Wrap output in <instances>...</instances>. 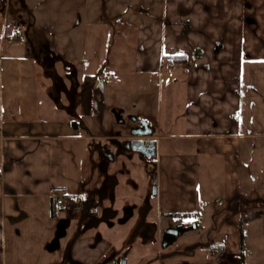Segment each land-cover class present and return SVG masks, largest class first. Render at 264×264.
<instances>
[{
	"label": "crops",
	"instance_id": "1",
	"mask_svg": "<svg viewBox=\"0 0 264 264\" xmlns=\"http://www.w3.org/2000/svg\"><path fill=\"white\" fill-rule=\"evenodd\" d=\"M12 1L0 0V53L4 37L26 26L29 19L24 14L29 12L33 19L28 0H21L22 9L11 15ZM139 41L137 67L141 71H156L161 65L169 70L183 67L188 71L185 138L196 142L195 153H158L152 165L158 172V193L150 202L146 222L162 224L165 217L186 219L211 210L213 196L207 197V191L200 190L198 157L201 154L218 155L225 160L227 178H231L225 190L228 212L241 217L243 222L260 217L263 213L258 207L252 211L243 207L240 154L243 151L244 158L249 149L248 144L242 150L241 141L248 143L250 138L264 136V0H164L157 18L140 25ZM36 58L40 63L41 59ZM46 91L56 99L53 89ZM0 99L3 101L1 86ZM41 107L34 106V114L29 116L33 120L24 117L26 121L6 119L3 108L0 111V264L19 259L22 252L19 242L27 232L35 238L34 248L53 226L55 231L56 222L59 233L63 232L62 214L84 220L94 207L93 212L99 214L93 192L78 197L84 204L83 212L57 207L56 198L60 196L78 201L60 193L82 188L81 175L71 171L72 156L77 155L75 143L89 145L91 139L84 133L86 127L77 121L78 115H69L68 108H54L57 116L64 119L48 125L41 118L44 111ZM88 128L92 130L93 126ZM176 137L155 132L152 138L157 141V152L162 139ZM90 154L95 155L92 149ZM93 158L89 157L92 164ZM101 163L109 167L108 162ZM109 178L113 180L111 186H115L117 180ZM146 184H134L133 191L140 194L134 205H124V199L131 198L126 190L125 194L115 195L113 205L102 207L103 212L114 214L109 223L104 222L101 225L105 227L99 228L91 220L86 228L93 226L99 232L77 239L70 246L68 243L65 255L57 264H113L104 259L120 249L123 238L131 230V225L127 228L126 224L125 227L119 224V228L114 221L121 218H118L120 212L126 208L139 210L143 206L142 198L151 187ZM116 196L120 200L119 208H114ZM92 197L96 199L93 209L90 208ZM241 249L233 252L226 244L211 250L212 261L185 260L179 264H264L263 247L245 243ZM222 250L225 257L219 261L216 256Z\"/></svg>",
	"mask_w": 264,
	"mask_h": 264
},
{
	"label": "rangeland",
	"instance_id": "2",
	"mask_svg": "<svg viewBox=\"0 0 264 264\" xmlns=\"http://www.w3.org/2000/svg\"><path fill=\"white\" fill-rule=\"evenodd\" d=\"M28 3L33 19L27 11L24 14L25 19H29L26 26L12 30L11 36L15 40H10L8 35L4 37V48L0 53V86L3 87L0 111L3 108L6 119L22 121L25 117L33 120L29 116H33L34 106L40 104L43 107L40 109L44 110L41 118L50 125L64 119L54 111L57 107L68 108L69 115L75 113L80 117L79 114H83L82 119L75 117L83 128L88 130L92 125L89 130L100 135L102 129L126 134L132 126L130 118L135 117L150 123L158 135L177 136L176 139H162L159 154L195 153L196 142L185 138L188 71L183 67L169 70L163 65L152 72L137 67L140 25L157 18L164 0H28ZM19 9H22V1L13 0L11 15L17 14ZM36 57L41 59L40 63ZM73 74L75 77L71 81ZM99 79L104 80L107 107L102 125L86 116V110H80L81 98L88 102L91 88L99 83ZM46 89H53L54 95H58L56 99ZM114 110L121 113L125 124L116 120ZM86 129L84 133H88ZM247 142L241 141L242 150L249 144L248 155L243 158V151L240 154L243 169L241 200L247 211L258 207L263 214L243 222L241 217L228 212L225 190L231 178H227L225 160L218 155L201 154L198 157L200 190L202 193L207 191V197L213 196L211 210L186 219L165 217L155 240L146 245L140 241L134 244L127 256V264L212 261L211 250L226 244L233 252H241V245L245 243L264 248V136L250 138ZM92 143H75L77 155L72 156L71 171L81 175L82 188L76 187L60 195L78 198L84 192H93L99 214H102L103 206L113 205L115 195L125 194L126 190L127 195L133 197L134 184H158L157 170L137 157L118 156L108 168L104 167L101 156L90 154ZM90 156L94 157L95 163L89 160ZM248 172L251 173L249 177ZM111 176L117 180L115 186H111ZM116 197L114 208H119L120 200ZM123 203L134 205L135 200L130 201L127 197ZM120 213L118 218L124 217L126 211ZM60 220L65 224L63 232L59 233L56 222L55 231L53 226L36 248L33 247L36 245L34 236L27 232L19 242L22 248L19 259L10 263L57 264L65 255L68 243L99 232L98 229H87V220L81 222L77 218H67L66 214H62ZM181 220L186 232L163 249L159 238L170 225L178 226ZM126 221H129L125 225L127 228L134 222L130 218ZM114 223L119 227V220ZM103 227L105 225H99V228ZM117 243L120 244V240Z\"/></svg>",
	"mask_w": 264,
	"mask_h": 264
},
{
	"label": "flooded vegetation",
	"instance_id": "3",
	"mask_svg": "<svg viewBox=\"0 0 264 264\" xmlns=\"http://www.w3.org/2000/svg\"><path fill=\"white\" fill-rule=\"evenodd\" d=\"M74 77H75L74 74L70 75L71 81L74 80ZM98 81H99V83L91 88V92H90L91 98L88 99V102H85V100L81 98V105H80L81 109L80 110H83V109L86 110V113H87L86 116L92 117L93 119L97 120L99 125L100 124L102 125L103 121L105 119V115L107 113V107H106V103L105 104L102 103V100L104 99V95L102 96V94L100 93V90H99L100 79ZM56 96H58V95H56ZM113 113H114L115 118H116V114L119 112L114 110ZM79 115H80V117H78V118L82 119L83 114L80 113ZM130 119L132 121V126L128 129L126 134H122V132H120L121 137L119 139L122 142L134 141V140H150V138H148V137H142V136H137V135L132 134V132L138 133V132H143L147 129L141 128L140 123L138 121L139 119H135V118H130ZM116 120L119 121V120H123V119H122V117H120V118H116ZM125 123H126V120L124 121L123 124H125ZM102 130H103V133L100 135H95L89 129L87 131H88V134L90 136L91 141L93 142L92 143V145H93L92 151L94 153H97L99 156H101L105 162L110 163V161H114L118 156H123L125 158L137 157L140 161H142L143 163H146L149 167H152V165L156 163L157 159H155L153 161H147L146 159L139 156L137 153H131V154H126V155H117V149L109 142V139L111 136H114L118 132H116V131L107 132L104 129H102ZM133 144H138V143L135 142ZM110 158H112V159L109 160ZM157 185L155 183L153 186H151L149 188V191L147 192V194H145V197L142 198L143 199V206L140 209H144L142 212L147 211L146 212V219H147V215H148V209L150 207V202L153 198L156 197V195L158 193V186ZM139 197H140V194L135 193L134 196L131 197L130 199H132L131 201H134L135 199H137ZM77 199H78V201H76L75 203L78 205L79 209H77L76 211L83 212L84 204L79 200L80 198H77ZM90 199L92 200V202L90 203V206H91L90 208L93 209V206L96 203L95 202L96 199H95V197H92ZM134 204H136V203H134ZM94 209H95V207H94ZM86 210H88V208L85 207V211ZM93 210L91 213L88 214V216L84 220H87L88 223H90V221L93 220L94 221L93 224L97 225V226L101 225L104 222L108 224L110 221V217H112V215H114V214H112V212H109V211L103 212L102 214H98L96 211L93 212ZM139 210L138 209L135 210L132 208L129 209V207L126 208V210H125L126 214L124 217L120 218L122 220L119 219V224L121 226L125 225L127 222L126 216L128 215L130 220L131 219L134 220V222L131 225V228H133L136 224ZM170 218L181 219V217L179 218V216L178 217H170ZM84 220L80 219L79 221L82 222ZM177 224L178 225L183 224L182 220L178 221ZM171 226H173V225H170V227ZM170 227H168L167 229H169ZM159 228H160V224H151V223L146 222V224H144V226L141 228L140 232H144V231L150 232L151 237L148 240V243H149L151 240L156 239ZM87 229H95V228L92 226V227H88ZM135 231H137V229H135L134 232ZM122 233L123 232H120V235ZM128 236H129V234L123 238V242H121V244L119 245L120 249L114 250L106 259H104L105 261L106 260L112 261L114 264V262L116 260L122 259L124 257V255L128 256L132 247L134 246V244H136L137 241H140V243L143 244L142 239L138 236L131 245H128V238H129ZM162 239H163V234L161 236V239L159 238V240L161 242V247H162ZM74 242L70 243V245L74 244ZM144 245H146V244H144Z\"/></svg>",
	"mask_w": 264,
	"mask_h": 264
},
{
	"label": "water",
	"instance_id": "4",
	"mask_svg": "<svg viewBox=\"0 0 264 264\" xmlns=\"http://www.w3.org/2000/svg\"><path fill=\"white\" fill-rule=\"evenodd\" d=\"M100 93L102 96L104 95V80L100 79V87H99ZM102 103L105 104V100H102ZM121 113L116 114V118H120ZM135 118V117H133ZM137 119V118H135ZM140 123L141 128H145L147 130L143 132H132L133 135L142 136V137H148L150 140H134V141H125L122 142L119 138L121 137V133L118 132L114 136H111L109 139V142L117 149V155H126L131 153H137L142 158L146 159L147 161H153L157 159L158 152H157V141L152 139L154 137V134L156 132V128L151 126L150 123L138 120ZM118 122L124 123L123 120H119ZM137 142L138 144H133ZM110 158L109 160H111ZM144 209H140L137 216L136 224L132 230H130L129 238H128V245H131L135 239L139 236L143 244H147L148 240L151 237L150 232L144 231L140 232L141 228L146 224V212H142ZM125 211V210H124ZM129 216H126V219H128ZM245 219V217L243 216ZM195 228V227H194ZM137 229V231L134 232V230ZM187 228L184 227L183 224H180L176 227H170L163 233V239H162V248L166 249L170 245H172L177 238L184 234L186 232ZM114 264H127V255H124V257L120 260H116Z\"/></svg>",
	"mask_w": 264,
	"mask_h": 264
},
{
	"label": "built area",
	"instance_id": "5",
	"mask_svg": "<svg viewBox=\"0 0 264 264\" xmlns=\"http://www.w3.org/2000/svg\"><path fill=\"white\" fill-rule=\"evenodd\" d=\"M10 40H15L14 36H10ZM1 182V178H0ZM75 200L70 197L60 196L56 198V205L60 210H70V209H79L78 205L74 202ZM217 259L220 261L225 257V252L222 250L217 253Z\"/></svg>",
	"mask_w": 264,
	"mask_h": 264
},
{
	"label": "trees",
	"instance_id": "6",
	"mask_svg": "<svg viewBox=\"0 0 264 264\" xmlns=\"http://www.w3.org/2000/svg\"><path fill=\"white\" fill-rule=\"evenodd\" d=\"M55 207V206H54ZM54 211H55V208H53V211H52V216H54L55 217V213H54ZM214 249V248H213Z\"/></svg>",
	"mask_w": 264,
	"mask_h": 264
}]
</instances>
